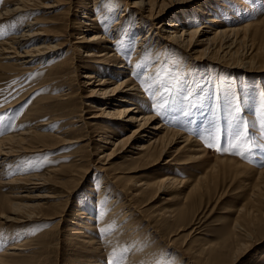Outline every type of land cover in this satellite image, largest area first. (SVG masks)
Listing matches in <instances>:
<instances>
[{
	"label": "rangeland",
	"instance_id": "obj_1",
	"mask_svg": "<svg viewBox=\"0 0 264 264\" xmlns=\"http://www.w3.org/2000/svg\"><path fill=\"white\" fill-rule=\"evenodd\" d=\"M10 1L0 0V10ZM42 1L54 6L0 18V42L25 21L36 20L35 31L49 35L51 44L62 45L40 62L25 65L26 70L13 65L14 60L0 59V141L32 127L35 134L22 146L37 148L0 158V181L43 175L40 182L45 184L33 193L47 195L29 200L41 203L34 209L14 213L25 216L22 223L7 224L0 218V254L11 245L23 249L21 256L6 255L0 264H264V174L258 175L264 170V71L228 68L214 63V57L196 62L172 46L155 47L154 38L146 41L132 74L107 64L97 66L101 78L119 83L129 77L138 83L134 102L143 113H156L168 128L186 132L204 150L202 158L186 150L170 152L154 164L150 157L134 159L135 154L117 149L106 160L113 146L97 141L101 131L116 142L136 126L117 118L90 121L86 117L91 112L83 114L84 123L72 122L91 100L78 85L79 76L88 70L84 64L76 69L81 52L75 46L80 36L88 35L84 27L89 24L81 21L110 31L124 0H98L111 11L106 22L104 16L93 22L81 18L77 10L92 0ZM92 12L95 16L96 10ZM173 13L194 28L208 20L212 28H235L238 33L230 39L236 57L256 63L264 58L255 54L261 49L264 55V0L189 1L177 6L165 22L171 23ZM136 36L122 44L123 63L132 56ZM95 101L93 109L100 106ZM43 121L52 123L36 126ZM74 137L80 140L64 142ZM217 146L229 150L217 151ZM171 157L175 164H165ZM103 162L107 168L100 170ZM114 176L118 179H111ZM167 176L176 183L138 186ZM16 186L0 184L3 218L12 216L8 202L17 200ZM117 230L118 238H106L107 256L89 243L92 237L102 240ZM216 253L225 255L223 262L212 259Z\"/></svg>",
	"mask_w": 264,
	"mask_h": 264
},
{
	"label": "bare ground",
	"instance_id": "obj_2",
	"mask_svg": "<svg viewBox=\"0 0 264 264\" xmlns=\"http://www.w3.org/2000/svg\"><path fill=\"white\" fill-rule=\"evenodd\" d=\"M41 1L42 0H12L0 10V18L3 16H12L17 13L19 14L20 12H27L32 8L49 9L54 6V3L51 4V2L46 3ZM99 1L92 0V4L87 6V8L80 7L83 11L80 9L77 11H79L81 18H85V20L93 22L97 20V16H104L103 20L106 22V18L111 16V11ZM189 1L194 0H124L123 10L118 19L112 23L110 31L103 29L101 25L92 26L90 23L80 20L82 24H89V27H84V31L87 32L88 35L80 36L82 40L75 46L78 48V51L81 52V58L78 57L77 61L79 64H77L76 69L80 67L82 68V64H84V68L88 71H85L79 76L78 85L81 87L83 86L81 89H85V91H87V95L84 97L90 98L91 100L83 103L87 106V109H85L83 113L79 112L80 114L75 115L76 117L73 118L72 122L74 124L77 122L84 123L85 117L83 114L91 112V114L86 117L90 118V121L100 118L108 120L117 118L129 125L136 126L129 136L119 139L116 142H113V137L111 138V136H108L105 132L101 131L102 133L97 136V141L113 146V151L111 150V152L106 155V160H109L111 157L113 158V156H115V150L117 149L123 152L125 151L135 154L134 159L150 157L153 159L154 164L159 163L161 159H164L165 154L170 152L178 153L186 150L196 153L198 154V158H202L204 155L200 153L204 150L199 147L198 141L192 136H189L186 132L168 128L162 120L158 119L156 113H143L139 105H136L134 102L136 101L134 96H137V93H134V90H139L140 88L138 83H134V81H131V78L129 77L119 83H114L113 80L101 78L95 71L98 68L97 66L107 64L106 66L126 69L127 73L132 74V72L137 68V62L140 60V57L144 52L146 41L150 38H154L155 47L161 48L164 47V45L170 47L172 46L182 52L188 53V56L196 62L207 61L206 59L214 57L217 59L214 63L226 65L228 68L242 67L239 69H244L248 72L264 71V58L259 60V63H256L257 61H255V59H251L250 57H236L238 53H236L235 50H232V48H234V42L230 39L231 35L238 33L235 28H212L213 24H210L209 20L204 22V27L201 26L194 28L193 26L190 27L186 25L185 20L182 16H180V14L174 16V13L170 16L171 23L165 22L167 16H169V14L172 13L177 6ZM57 2L58 1L56 0L55 3ZM71 3H69V8L72 5ZM94 7L96 9H94ZM93 10H96L95 16H92L91 14ZM92 13L95 14V12ZM207 15L210 14L207 12ZM217 21L218 20L213 21V23H217ZM36 23V20L25 21L19 31L14 33V35L10 36L7 40L1 41L0 59L8 61L14 60L15 63H13V65L24 66L22 70H26L28 68H25V65H29L32 61L40 62L46 54L62 46L57 43L51 44L50 42L52 40L48 41L50 38L48 37L49 35L35 31L34 25ZM64 26H66V24ZM65 28H67V26ZM82 28L83 27H81V29ZM244 29L247 28L244 27L243 30ZM134 33L137 34V42L135 43L136 47L130 60L127 63H123L124 59L123 56H121L122 53L119 54V52H126V50L122 48V44L126 42L125 39H130ZM111 34L112 36H110ZM30 42L32 43L31 45H29ZM228 54L229 57L226 58ZM255 54L256 56H264L263 50L261 49L257 50ZM23 72L26 73V71ZM121 73L122 71L120 74ZM67 85L69 86V89H72L71 82ZM59 95L60 94L56 96ZM95 100L100 102V106L97 109H93L96 107ZM114 101L120 102L122 105L113 103ZM124 104H130L132 106H125ZM148 109H150V107L147 108V110ZM50 123H52V121H43L39 122L36 126L46 127ZM32 129V127H27L17 134L9 135L2 139L0 141V158L6 159L9 156L14 155V152L20 150L27 152L36 151L37 148L34 146L31 149L27 146H22L25 144L24 141L26 139L31 138L35 134ZM65 132L67 131L65 130L62 133ZM79 140V138L75 137L74 139L65 138L64 142L67 141L73 143L78 142ZM180 143L181 145L176 148V145ZM221 161L222 160H219V162ZM164 162L169 165L175 164L174 157H171ZM107 164L108 163L103 162L100 166V170L106 169ZM263 174L264 170L258 172L259 176ZM111 179L116 180L118 178L114 176V178ZM40 180H43V175L32 174L22 177L20 176L11 180L0 181L1 185H18L14 191L18 195H15L17 200L15 201L14 199V201L8 202V208L11 210L10 214H12V216H5L3 218V215H0V218L3 219L5 223H22L25 220V216L20 217L21 214L18 216V212L21 210L27 212L29 211L28 209H34V207L41 205V203L38 202H29L31 199L43 198L47 196L33 193L36 189L45 184L44 182H40ZM166 182L174 184L176 183V180L167 176L164 179L155 180L154 182L146 181L140 183L138 186L148 188L158 183L164 185ZM160 191L161 190L158 192ZM99 197H101L100 193ZM18 198L22 200H19ZM15 212L18 213H16L17 216H15ZM115 213L116 212L113 211V215ZM118 233H120L119 230L109 235V237H103L102 240L92 237L89 239V243L93 246L92 248L95 249L97 253L100 255L106 254L107 256L108 253H110V250L106 247V238L113 236L116 239L119 237ZM22 250L23 249L18 246H8V248L0 254V259L2 261L4 259L3 257L6 255L10 258H12V256H21ZM217 251H220V249ZM224 257L225 255L223 253H216L212 259L216 262H223V259H225ZM229 264H233V261Z\"/></svg>",
	"mask_w": 264,
	"mask_h": 264
},
{
	"label": "snow or ice",
	"instance_id": "obj_3",
	"mask_svg": "<svg viewBox=\"0 0 264 264\" xmlns=\"http://www.w3.org/2000/svg\"><path fill=\"white\" fill-rule=\"evenodd\" d=\"M13 26H14V25H13ZM158 114H159V113H158ZM182 114L185 115V116L188 115L187 112H182ZM3 120H4V117H3V116H0V121H3ZM206 146L209 147V148H212V147H213V144H212V143H208ZM216 150H217V151H222V152H227L229 149H228V148H222V147H220V146H217V147H216ZM110 264H111V262H110Z\"/></svg>",
	"mask_w": 264,
	"mask_h": 264
}]
</instances>
